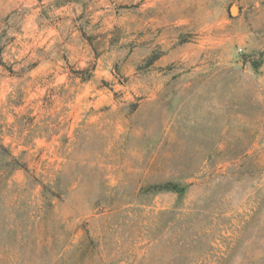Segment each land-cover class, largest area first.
Listing matches in <instances>:
<instances>
[{
	"label": "rangeland",
	"instance_id": "374dc122",
	"mask_svg": "<svg viewBox=\"0 0 264 264\" xmlns=\"http://www.w3.org/2000/svg\"><path fill=\"white\" fill-rule=\"evenodd\" d=\"M0 264H264V0H0Z\"/></svg>",
	"mask_w": 264,
	"mask_h": 264
},
{
	"label": "trees",
	"instance_id": "16d2710c",
	"mask_svg": "<svg viewBox=\"0 0 264 264\" xmlns=\"http://www.w3.org/2000/svg\"><path fill=\"white\" fill-rule=\"evenodd\" d=\"M169 190L176 191L179 193H184L186 190V186L178 185V184H168L166 186Z\"/></svg>",
	"mask_w": 264,
	"mask_h": 264
}]
</instances>
